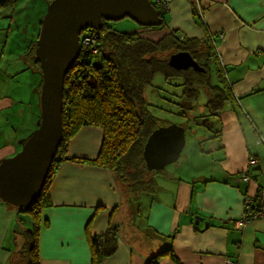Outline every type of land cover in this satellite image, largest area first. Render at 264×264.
<instances>
[{"label": "crops", "instance_id": "0c3cea01", "mask_svg": "<svg viewBox=\"0 0 264 264\" xmlns=\"http://www.w3.org/2000/svg\"><path fill=\"white\" fill-rule=\"evenodd\" d=\"M193 1L173 0L166 27L141 29V34L158 39L177 29L197 39L207 31L211 35L234 95V102L214 124L221 130L217 147L193 148L191 158L201 166L189 159L185 165L190 170L183 175L185 165L176 169V175H155L160 189L149 201L145 224L122 232L119 216L124 193L114 176L104 168L63 162L50 187L52 205L41 212L40 264H90L85 226L92 217V235L103 234L109 218L118 228L117 252L103 264H145L169 243L178 263L163 258L159 264H223L226 260L264 264V219L235 226L244 199L264 187V0H202V11ZM192 4L201 21L195 18ZM25 69L15 73L0 68V140L6 137L8 143L23 142L40 115L36 92L41 76L33 67ZM19 126L25 131H17ZM101 141L100 129L83 128L70 141L68 154L93 159ZM14 151L13 145L2 143L0 160ZM250 157L256 164L245 183L239 177ZM16 215L12 206L0 200V264H10L19 249L12 228Z\"/></svg>", "mask_w": 264, "mask_h": 264}, {"label": "trees", "instance_id": "16d2710c", "mask_svg": "<svg viewBox=\"0 0 264 264\" xmlns=\"http://www.w3.org/2000/svg\"><path fill=\"white\" fill-rule=\"evenodd\" d=\"M45 1L48 6L52 0ZM201 1L199 6L202 11L204 6ZM16 3L17 0H0V9L14 8ZM193 4V14L197 21H201L197 8ZM154 7L161 18V24L157 29L152 30L158 31L166 27L167 11ZM101 23L100 29L88 28L80 32V54L64 76L62 138L39 196L26 209L8 204L16 210L17 220L21 213L27 214L30 219V229L23 234L25 244L20 250V255L26 260L25 264H40L38 247L42 227L41 212L52 205L49 195L50 187L63 162L89 164L108 170L114 176L120 191L124 193L152 191L155 185V174L161 169L158 171L146 169L142 157L143 147L152 131L170 125L148 114L146 110L147 103L143 92L146 87L152 86L155 76H161L165 82L175 81L173 87H182V93L178 99L185 106L196 102L200 92L206 91L207 114L194 119L199 118L196 125L207 127L208 131L212 132L213 135L208 136L210 140L220 139L221 130H214V124L219 120L218 117L222 111L234 102L233 88L227 81L208 31L202 39H197L173 29L153 40L135 31L117 32L111 29L108 21L103 19ZM200 25L205 28L202 22ZM40 27L41 22L30 35L33 38L28 42L29 60L41 76L40 65L34 54ZM90 36L94 38L93 43H81L84 37ZM178 52L189 53L205 72L171 68L168 65V58ZM210 66H214V73L213 71L211 73ZM40 86L41 77L36 92L38 102ZM182 116L188 117L184 113ZM83 128H97L102 131L101 146L93 159L68 154L70 141ZM251 159L255 158H249L247 168L239 177L243 181L242 178L247 175L248 181L245 183L250 181V168L256 164L251 165ZM263 188H259L257 193ZM256 194L250 197H255ZM93 220L94 217L85 226L90 264H103L105 259L117 252L118 228L109 218L105 232L92 235L90 228ZM43 226L48 227L46 222H43ZM163 258H169L172 262L178 263L171 243L166 244L145 264H159Z\"/></svg>", "mask_w": 264, "mask_h": 264}, {"label": "water", "instance_id": "95a60500", "mask_svg": "<svg viewBox=\"0 0 264 264\" xmlns=\"http://www.w3.org/2000/svg\"><path fill=\"white\" fill-rule=\"evenodd\" d=\"M124 18L145 28L161 24L150 0H52L47 6L34 50L41 69L39 127L18 153L0 160L1 201L26 209L37 199L61 142L64 76L80 54V32L100 29L102 19ZM168 65L175 70L205 72L187 52L170 55ZM184 146L180 126L170 124L152 131L142 152L146 169L158 171L176 162Z\"/></svg>", "mask_w": 264, "mask_h": 264}, {"label": "rangeland", "instance_id": "374dc122", "mask_svg": "<svg viewBox=\"0 0 264 264\" xmlns=\"http://www.w3.org/2000/svg\"><path fill=\"white\" fill-rule=\"evenodd\" d=\"M46 10L47 4L45 0H17L14 8L0 9L1 69L12 70L16 73L18 71H23V69L28 66L32 67V63L29 60L30 53L28 41L31 40L30 35L33 34L34 30L37 29V26L39 22H41ZM108 22L111 29L117 32L124 33L135 31L141 34V29H145V27L136 25L135 22L129 18ZM146 28L157 29L158 27ZM151 38L154 40L155 37ZM210 69L211 73L212 71L214 73V66H210ZM34 70L38 72L37 69L34 68ZM23 74L27 75V72ZM175 83L176 82L172 80L165 82L164 79L158 75L155 76L152 86L146 87L143 92V97L147 103L146 110L148 114L162 120L165 123L182 127L184 129L185 135V146L181 151L178 160L162 168L159 173L155 174L157 177L159 175L166 176L169 173L176 175V169L187 164L189 159L191 160L192 164L201 166L198 160L194 161L193 158H191L192 149L199 145L201 147L199 149L208 151L210 147H217L218 144L216 142L219 141L217 139H208V136L213 135L212 132H209L207 127L196 125V121L199 120V118L194 119L207 114L205 104L208 101V94L206 91L202 90L196 102L185 106L182 105L178 99L182 93V87H173L172 85ZM23 86L24 83L22 82L21 88ZM182 113L188 117H183ZM34 120L37 124L36 128L31 133L28 132L25 135L26 139L39 127V120L37 118ZM15 129L19 132L25 131V129L21 126L16 127ZM5 138L6 137H3L0 140V145L2 143L13 145L15 148V154L21 150L23 145L22 141L18 140L16 142L8 143L5 142ZM204 138H206V140L202 141ZM184 167L186 168V171L183 170L181 172L182 175L190 170L188 165H185ZM155 185L152 191L141 190L138 193L123 192V205L119 216L120 223L122 225L120 228L121 232L127 230L128 228H134L135 225H138L139 227L140 225L145 224L144 218L149 207V201L158 194L160 189L159 186ZM12 228H16L14 242L18 245L19 249L17 254L11 258L10 264H25L26 260L22 255H20V250L25 244V238L23 234L25 231L30 229L29 216L27 214L21 213L19 215V220H14Z\"/></svg>", "mask_w": 264, "mask_h": 264}, {"label": "built area", "instance_id": "2783aa9c", "mask_svg": "<svg viewBox=\"0 0 264 264\" xmlns=\"http://www.w3.org/2000/svg\"><path fill=\"white\" fill-rule=\"evenodd\" d=\"M173 0H151L153 6H156V8L161 11H168L169 5ZM199 1L200 0H194V4L197 8H199ZM94 38L93 37H84L81 40L82 44H88L93 43ZM263 141L261 138L260 141ZM256 163L255 159L250 160V164L253 165ZM242 180L244 182L248 181V176L245 175ZM258 219H264V188L260 189V191L256 194L255 197H246L243 202V211L240 216V218L235 222L236 228H242L244 225H246L249 222H252L254 220ZM223 264H237L236 261L233 260H226Z\"/></svg>", "mask_w": 264, "mask_h": 264}, {"label": "clouds", "instance_id": "9594fccd", "mask_svg": "<svg viewBox=\"0 0 264 264\" xmlns=\"http://www.w3.org/2000/svg\"><path fill=\"white\" fill-rule=\"evenodd\" d=\"M150 2H151V0H150ZM152 4V3H151Z\"/></svg>", "mask_w": 264, "mask_h": 264}]
</instances>
